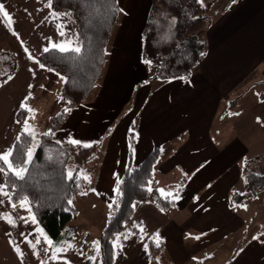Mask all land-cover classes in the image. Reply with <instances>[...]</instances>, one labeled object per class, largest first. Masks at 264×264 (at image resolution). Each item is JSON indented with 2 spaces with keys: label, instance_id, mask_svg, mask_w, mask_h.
<instances>
[{
  "label": "crops",
  "instance_id": "0c3cea01",
  "mask_svg": "<svg viewBox=\"0 0 264 264\" xmlns=\"http://www.w3.org/2000/svg\"><path fill=\"white\" fill-rule=\"evenodd\" d=\"M50 1L0 0L8 13L0 11V98L15 88L11 116L21 108L22 114L40 110L41 100L47 107L42 91L60 93L59 75L37 61L44 49L80 47L74 21ZM152 1L117 0L119 17L100 81L55 132L57 140L77 141L75 146L99 144L78 169L84 187L76 209L83 218L73 226L77 216L69 221L55 241L69 228L88 244L97 218L100 232L104 227L127 166L157 149L153 187L174 206L136 203L131 225L137 232L117 237L113 264H264V206L256 207V193L231 203L234 192L245 190V158L261 152L245 135L249 119H238L244 114L229 105L253 86L264 89V0H198L209 20L202 35L205 54L188 78L166 81L151 76L142 55ZM36 91L39 98H33ZM259 98L264 100V91ZM148 240L160 243L156 261L149 259Z\"/></svg>",
  "mask_w": 264,
  "mask_h": 264
},
{
  "label": "trees",
  "instance_id": "16d2710c",
  "mask_svg": "<svg viewBox=\"0 0 264 264\" xmlns=\"http://www.w3.org/2000/svg\"><path fill=\"white\" fill-rule=\"evenodd\" d=\"M51 8L66 12L74 21L80 39V53L61 52L51 48L42 52L37 61L44 68L62 77L60 101L65 110L51 118L49 130L36 138L30 130L20 131L12 147L17 160L27 159L29 148L32 161L23 179L3 171V184L11 202L25 199L45 234L58 240L64 226L77 214L72 200L81 191L84 181L74 167L90 161L99 144L75 146L55 138V132L76 104L87 100L97 87L107 59V46L119 17L117 0H51ZM206 5L198 0H153L144 29L142 55L151 76L160 81L185 79L197 67L205 54L202 38L208 25ZM24 111L21 108L18 113ZM18 116V115H17ZM132 140V137H131ZM36 143V144H35ZM34 146V148H33ZM157 149L138 164H129L119 180L112 202L107 209L105 225L99 235L98 264H113L114 242L125 232L133 235L131 225L136 203L153 202L160 209L174 206L170 196L161 195L154 186ZM264 155L244 160L245 190L234 192L231 203L252 197L256 188L264 186L260 164ZM71 172L73 178H68ZM149 259L157 260L160 243L148 240ZM158 245V246H157Z\"/></svg>",
  "mask_w": 264,
  "mask_h": 264
},
{
  "label": "rangeland",
  "instance_id": "374dc122",
  "mask_svg": "<svg viewBox=\"0 0 264 264\" xmlns=\"http://www.w3.org/2000/svg\"><path fill=\"white\" fill-rule=\"evenodd\" d=\"M59 78L62 80L61 76ZM263 91V86H253L241 101H233L229 104L230 106L234 103L235 105L237 104L234 108L236 110L240 109V112L244 114L238 117V119H249V122L247 120L248 124L244 125V127H249V131L245 135L249 139L253 137L250 139L251 144L256 148L253 151H260L262 156L264 155V100H261L259 97ZM14 93H16L15 88L10 87L6 92L7 96H4L2 99L0 98V104L2 103L3 105L1 106L3 110L0 114V154L10 151L12 141L14 140L9 141L8 134L15 129H13L15 125L17 126L13 133V135L16 133L14 137L17 136L19 131L30 130L34 134L37 143L39 135L49 130L51 118L58 112L65 110V106L61 103L60 96L56 95L54 88L51 90L50 95L43 91L41 93L42 99H46V103H48L47 107L43 105L45 100H41L38 101L40 103V110L36 106L34 112H32L35 114H32L30 111L22 114L24 112L22 111L20 113L15 112L11 116ZM33 98H39V95L36 94ZM28 103H25V105L28 106ZM258 105L260 106L259 109ZM42 106L44 114L40 116L38 113L43 112ZM243 106H245L246 110L250 109V112H246ZM256 109L260 111V114H257L258 116L255 115ZM17 115L19 116L17 117ZM15 116L18 119L15 118L14 120ZM16 120L19 122L18 124L14 123L17 122ZM17 130L19 131L17 132ZM260 166L261 171L264 172V160ZM78 169L79 167H74V171H77L79 174ZM2 180L3 171H0V186L4 185ZM254 190L257 198L256 207L258 204L264 206V186L259 189L255 186ZM3 192H6L5 188L3 191H0V264H98L97 259H89V257H97L93 242L98 241L100 234L98 218L93 223V228H89L87 232L84 242L88 244L84 245L80 231L77 229H71V231L69 228L65 230L66 237L57 243L44 233L25 199L19 202H11L8 195H4ZM81 192L72 200L75 208L78 207V202L80 205L83 191ZM83 215L84 211L79 209L78 215L76 214L77 217L75 216L76 218L74 217L75 219L69 225L73 226L75 220L80 222Z\"/></svg>",
  "mask_w": 264,
  "mask_h": 264
},
{
  "label": "snow or ice",
  "instance_id": "6c2138e0",
  "mask_svg": "<svg viewBox=\"0 0 264 264\" xmlns=\"http://www.w3.org/2000/svg\"><path fill=\"white\" fill-rule=\"evenodd\" d=\"M3 8H4V6L2 4H0V11H3ZM3 15L5 17H8V13L6 11H3ZM44 50L48 51L47 48H45ZM59 50L61 52H70V51L74 52V53H80L81 52L80 47H75L74 49H72L70 47L61 46L59 48ZM41 67H43V65H41ZM72 143L76 144L78 142L72 141ZM32 156H33L32 148L28 149L27 159H24V160H17L16 157L14 156L13 152H11V151L6 152L5 154H0V171H5L7 173L10 170L11 174L14 175L16 178L23 179L24 178L23 174L25 172H27L28 165L32 161ZM67 175H68L69 179L73 178L71 172H69ZM8 187H10V186L8 185V182L6 181L5 185L0 186V191H3L4 188H8ZM3 194L8 195L7 192H3ZM25 199H27V198L25 197ZM13 207H15V205H13ZM93 245H94V250L97 252V254H99V252H100L99 242H93ZM113 247H115V244L113 245ZM89 259L95 260L96 257H89Z\"/></svg>",
  "mask_w": 264,
  "mask_h": 264
}]
</instances>
